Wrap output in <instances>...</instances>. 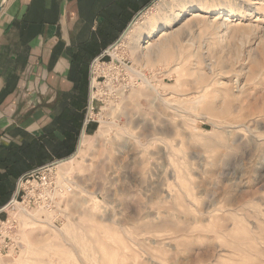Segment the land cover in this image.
<instances>
[{"label":"rangeland","instance_id":"rangeland-1","mask_svg":"<svg viewBox=\"0 0 264 264\" xmlns=\"http://www.w3.org/2000/svg\"><path fill=\"white\" fill-rule=\"evenodd\" d=\"M171 1H157L135 23L147 15H159L160 23L164 17H176L178 12L161 13L156 8ZM201 5L210 9L201 14L209 20L222 22L232 7L238 17L219 36L214 28L198 25L192 15L200 13L187 8L174 25L160 29L150 40L156 43L175 34L178 58L144 67L125 35L110 55L95 64L97 85L92 80L93 102L85 132L93 144L84 146L80 156L61 169L58 165L40 170L75 153L88 112L86 98L75 140L72 136L74 152L23 175L14 202L32 214L46 211L49 225L26 226L11 204L0 213V264H156L154 258L162 257L170 264H198L215 255L221 257V264L229 263L207 232L220 220L233 232L250 226L234 223L227 213L199 214L224 208L239 213L244 221L249 204L264 198V151L255 138L264 134V0H205ZM212 8L221 12L213 15ZM248 54L255 59L248 60ZM193 56H199L195 66ZM176 63L184 71L172 73ZM215 63L226 69L223 72H241L245 95L238 98L214 90L201 109L188 110L182 104L201 87L194 72ZM138 72L156 88L155 93L149 95ZM209 104L216 109L213 114ZM101 121L105 134L97 136ZM42 172H47L50 182L46 189L41 186ZM19 180L3 207L13 199ZM199 227H203L201 236ZM233 256L230 260L235 264L260 262L251 255Z\"/></svg>","mask_w":264,"mask_h":264},{"label":"crops","instance_id":"crops-1","mask_svg":"<svg viewBox=\"0 0 264 264\" xmlns=\"http://www.w3.org/2000/svg\"><path fill=\"white\" fill-rule=\"evenodd\" d=\"M88 3L5 1L0 13V145L21 144L22 132L39 138L57 117L82 113L73 105L83 96L85 81L74 70L75 59L83 45L95 41L99 24L89 21ZM92 61L83 57L78 65H88L90 74Z\"/></svg>","mask_w":264,"mask_h":264},{"label":"bare ground","instance_id":"bare-ground-1","mask_svg":"<svg viewBox=\"0 0 264 264\" xmlns=\"http://www.w3.org/2000/svg\"><path fill=\"white\" fill-rule=\"evenodd\" d=\"M204 1L205 0H172L170 3L169 2L168 3H166V2L161 3L160 2L161 4H157V6L158 5L159 6L158 7L156 6V8H157V10L159 8H161V11H160L161 13L171 12V13H173V15H175L176 12H178V14H176V17L172 18L171 20L166 19L164 17L162 19L164 21V23L159 22V20H161V19H159V17H160L159 15H152L151 17L147 15L143 22L138 23V24L134 23L131 26V28L129 29V31L126 33V37H128V39H130V41H132L130 49L132 51L133 56L138 57V60L142 59L145 62V64H143L144 67L160 65L162 63H168V61L171 57L176 56L178 58V54L176 55V52L174 51V46H173V42L176 41L179 43V40L177 39L178 37L175 34H171V35L168 34V36H166L167 34L166 35L164 34L165 36L164 37L161 36L163 38L160 39V41H158L156 43L155 42L151 43L150 40L152 39V37L154 36L155 33L160 31V29L163 30L165 27L169 28L172 25H174V23L177 21V19L179 17H181V15H183L187 11V8H190V9L192 8L194 10H197L196 12L200 13L198 15H194V14L192 15L195 18L196 23L198 25L200 23L205 28H209V27L214 28L216 31V34L219 36L222 33V31H224L225 29L227 30L228 26L231 23L230 20L234 17H238V12L236 11L237 10L236 7H232L231 10L227 13L228 15L226 17H224L223 19H221L222 22L221 21L218 22L217 20H215V18H214V20H212V19L209 20L207 18H204L201 14H203L207 11L210 12V9L207 6L201 5L202 2H204ZM220 8H222L221 5H220ZM220 8H212L211 11H212L213 15L219 14L221 12ZM157 13H158V11H157ZM141 19H142V17H141ZM1 20H3V19H1ZM138 21H139V19H138ZM2 22H4V21H2ZM227 32H228V30H227ZM187 33H186V37H187ZM261 34H262V32H261ZM161 35H163V34H161ZM224 35H226V33ZM263 37H264V34H263ZM261 40H263V39H261ZM189 43H191V42H189ZM247 43H248V41H247ZM256 43H257V41H256ZM175 48H176V46H175ZM177 48L180 50L182 49L181 47H177ZM193 54H195V53H193ZM202 55L204 56V54H202ZM241 55H243V54H241ZM256 55H257V53H256ZM254 56L252 54H248V57H249L248 60H254L255 59ZM193 58H194L193 66H195V63H198L197 61H199V56H193ZM206 58H207V56H206ZM187 59L190 60V55L187 56ZM206 62H205V64H206ZM201 63H202V61H201ZM182 64H184V61ZM180 65H181V63H176L175 66L172 69H170V71L172 73H176V74L180 73L181 71H184L183 69L180 68ZM207 65H205L206 66L205 70H203V71L201 70L200 72L199 71L194 72V76L198 80L197 82L199 83V85H201L199 92L196 93L191 98L186 99L184 101V103L182 104V106L187 107V109L190 111L192 110L194 112V111H198L199 109H201L207 103V100L209 99L210 92L214 91V90L216 92L224 91L227 93V95H232V96L238 97V98L241 96H244L246 93L242 87L243 85L241 86L243 76L240 74L241 73L240 71H232L231 73H227V72H223L226 69H224L223 71L221 70L218 63L217 64L215 63L214 66H211V64L208 66ZM96 68H97V66H96ZM137 75L140 78H142L143 84H145L148 87L149 95L151 94V91L154 93L157 91L156 88L151 84V82L146 79L144 74L138 72ZM93 83L95 84V78L93 79ZM95 85H97V84H95ZM193 85H195V83H193ZM197 90H198V88H197ZM138 95L141 96L142 93H140ZM143 96L147 97L146 94ZM150 97L151 96H149L148 98H150ZM183 97L184 96L182 95L181 98H183ZM152 98H153V96H152ZM164 99H162L163 102L165 104H168L167 100L165 101ZM152 100L150 103H152ZM172 105H173V103H172ZM179 109H182V108H179ZM183 111L187 112L186 110H184V108H183ZM209 111H210V113L213 114L214 112H216V109H214V107L209 104ZM210 122L213 123L214 121L211 120ZM215 123H217V122H215ZM250 123H252V121ZM101 125L102 126L99 127V130L97 131V136H103L105 134V130H106L105 122L101 121ZM216 125H219V124L217 123ZM262 127H264V125ZM262 130L263 129H261L260 131H262ZM165 132H166V135L169 134L168 133L169 131L168 132L165 131ZM251 134L252 133H250V135ZM255 138L259 139L260 143L258 146L262 151H264V134L260 135V136L255 134ZM92 144H93V142L91 141V137L85 135L81 141L80 151L77 154V156H75L73 159H70L67 162L59 164V169L67 166L68 164L73 163L75 161V159L80 156L81 152L83 151L82 148L84 146H91ZM65 171L68 172L69 170H65ZM179 192H180V190H179ZM178 200H179V198H178ZM186 200H187V198H186ZM186 200H185V203H186ZM252 201H254V200H252ZM214 203H216V202H214ZM212 205H213V203H212ZM186 206H187V204H186ZM183 207H184V205H183ZM11 208H13L11 210H16L17 215L20 216V218L24 221V224L26 226L37 225L38 223L40 225L42 224V226L49 225L48 221H49L50 217L45 214L46 211H43V212L37 211L35 214H32V213L25 211L23 208H21L18 205V203H14L13 207H11ZM233 211L230 209L224 210V208L223 209H216L214 211L201 212L199 214V216L201 215L203 217L204 216L216 217V213H220V214L221 213H227L229 220L233 221L234 223H238L240 221L243 223H247L250 226V228L247 230L245 228L241 229V230L238 229L237 231L233 232V231L229 230L230 224L227 226L226 223H223L220 220L218 225H215V227H213V229L211 231L207 232L210 235V236H208L209 239L213 240V242L217 244V245L216 244L215 245L217 246V248H219L218 251L220 252V254L222 253L221 256L229 259L228 264H235V261L233 260V263H232L230 258H232L233 255H238V254H246L249 256L251 255V256L258 258L260 260V262H258L257 264H264V198L259 199L257 203L251 202L249 204V206L245 209L246 215H244L245 216L244 221H242L239 218V213L236 214ZM157 225L160 226V224H157ZM175 228H177V227H175ZM202 228L199 227V236L203 235L202 234V232H203ZM181 230H182V228H181ZM169 241H170V239H169ZM153 242H155V241H153ZM160 243H161V240H160ZM161 244H163V243H161ZM172 249H174L173 246H172ZM156 256L158 257V255H156ZM215 256H213L212 259H210L208 261H203V260L199 261L198 264H221V260H220L221 257H215ZM262 260H263V262H262ZM150 261H151V259H150ZM152 262H155L156 264H170L169 261L166 258L163 259V257L162 258H154V261H152ZM2 263L3 262H1V264Z\"/></svg>","mask_w":264,"mask_h":264},{"label":"trees","instance_id":"trees-1","mask_svg":"<svg viewBox=\"0 0 264 264\" xmlns=\"http://www.w3.org/2000/svg\"><path fill=\"white\" fill-rule=\"evenodd\" d=\"M151 0H89L91 8L90 22L99 21L94 40L91 44L81 47L75 59L74 70L84 75L81 83V94L75 103V109L84 110L87 98L89 66L81 68L78 62L83 57L94 60L103 50L113 44L126 29L133 17ZM79 69V71H78ZM81 119L77 113L65 114L55 119L53 126L46 128L39 138L21 133V144L10 143L0 145V208L11 198L17 181L25 174L44 166L48 162L71 155L75 146L71 144L72 136L78 132L76 126ZM72 130L74 134H70ZM57 133L62 134L63 140L59 139Z\"/></svg>","mask_w":264,"mask_h":264},{"label":"water","instance_id":"water-1","mask_svg":"<svg viewBox=\"0 0 264 264\" xmlns=\"http://www.w3.org/2000/svg\"><path fill=\"white\" fill-rule=\"evenodd\" d=\"M5 1H6V0H0V13H1L2 9H3V6H4V4H5ZM157 1H159V0H154L149 6L155 4ZM149 6L146 7V8H144V9L141 10L140 12H138V13L136 14V16L132 19V21L129 23V25L127 26V28L125 29V31H124V32L121 34V36L118 38V40H117L113 45H111L110 47H108V48H107V49H106L101 55H99L97 58H95L94 61L92 62L91 67H90V77H89L88 112H87V115H86V118H85V121H84V124H83V128H82V131H81L80 139H79V142H78V145H77V148H76L75 153H74L72 156H70V157H68V158H66V159H62V160H59V161H57V162H54V163H52V164H50V165H48V166H46V167H44V168H42V169H40V170H44V169H46V168H54V167L58 166L59 164H62V163H64V162L69 161L70 159L74 158V157L77 155V153H78V151H79V149H80V147H81V141H82V139H83V136L85 135V132H86L87 126H88V124H89V117H90L91 108H92V102H93V83H92V80H93V69H94V66H95V64H96L97 62H99L100 60H102L104 57L110 55L111 51H112L115 47H117V46L123 41V39H124L126 33L129 31V29L131 28V26H132V25L138 20V18H139V17H140V16H141V15H142V14H143L148 8H149ZM40 170H39V171H40ZM23 179H24V177H22V178L19 180L18 185H17V190H16L15 195H14L13 199L11 200V202H10L9 204H7L5 207L1 208V209H0V213L3 212V211H5V210H6L11 204H13V203L15 202V200H16V196H17V194H18V192H19L20 185H21V182H22Z\"/></svg>","mask_w":264,"mask_h":264},{"label":"built area","instance_id":"built-area-1","mask_svg":"<svg viewBox=\"0 0 264 264\" xmlns=\"http://www.w3.org/2000/svg\"><path fill=\"white\" fill-rule=\"evenodd\" d=\"M46 173L47 172L40 173L41 174V177H42L41 186L43 187V189H46L45 187H48V185H50V182L48 180L49 178L46 175ZM42 191H45V190H42Z\"/></svg>","mask_w":264,"mask_h":264}]
</instances>
